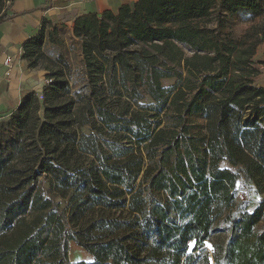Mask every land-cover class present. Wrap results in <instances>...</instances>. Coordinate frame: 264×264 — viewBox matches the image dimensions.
Segmentation results:
<instances>
[{
  "label": "trees",
  "instance_id": "trees-1",
  "mask_svg": "<svg viewBox=\"0 0 264 264\" xmlns=\"http://www.w3.org/2000/svg\"><path fill=\"white\" fill-rule=\"evenodd\" d=\"M263 15L136 0L75 17L82 85L51 62L42 97L0 117V264H264ZM44 39L23 44L28 67ZM70 242L91 260L71 263Z\"/></svg>",
  "mask_w": 264,
  "mask_h": 264
},
{
  "label": "crops",
  "instance_id": "crops-1",
  "mask_svg": "<svg viewBox=\"0 0 264 264\" xmlns=\"http://www.w3.org/2000/svg\"><path fill=\"white\" fill-rule=\"evenodd\" d=\"M136 0H5L8 19L0 23V117L16 109L23 93L40 94L46 85V70L28 67L22 58L23 44L44 28L64 23L72 33L74 18L104 11L116 13L125 4ZM10 57V62L5 59ZM253 64L259 69L255 81L264 87V39L253 54ZM71 243V242H70ZM86 260L79 258L78 260ZM91 260V258H90ZM77 261V260H76ZM75 262V261H70Z\"/></svg>",
  "mask_w": 264,
  "mask_h": 264
},
{
  "label": "rangeland",
  "instance_id": "rangeland-1",
  "mask_svg": "<svg viewBox=\"0 0 264 264\" xmlns=\"http://www.w3.org/2000/svg\"><path fill=\"white\" fill-rule=\"evenodd\" d=\"M264 21V15L259 20L258 23ZM229 23L235 34L240 33V31L246 29L250 24L248 22L241 21L237 16H231ZM80 40L71 33V30L64 23L59 26H54L45 30V39L42 44L41 50L44 57L37 60V65L39 68L44 69L47 64L51 62L56 66L62 67L66 76L70 79V84L73 88H76L83 83V68L84 63H82V56L80 51ZM49 79L48 77L46 80ZM173 80H168L167 82H172ZM197 123H203V119L199 118L198 115L192 117ZM264 200V192L261 194H252L250 205L254 206L259 200ZM264 226V220L260 223ZM208 251L210 252L209 243H207ZM69 260L79 261V258H85L90 260L91 255H89L83 248L77 246L74 242L70 243L69 246Z\"/></svg>",
  "mask_w": 264,
  "mask_h": 264
},
{
  "label": "built area",
  "instance_id": "built-area-1",
  "mask_svg": "<svg viewBox=\"0 0 264 264\" xmlns=\"http://www.w3.org/2000/svg\"><path fill=\"white\" fill-rule=\"evenodd\" d=\"M10 60H11V58H10V57H7V58L5 59V62L8 63V62H10ZM51 80H52V79H50V78L47 79V80H46V84L49 83ZM38 96H39V98L42 97L41 94H38Z\"/></svg>",
  "mask_w": 264,
  "mask_h": 264
}]
</instances>
